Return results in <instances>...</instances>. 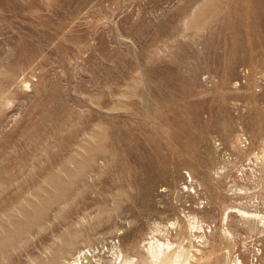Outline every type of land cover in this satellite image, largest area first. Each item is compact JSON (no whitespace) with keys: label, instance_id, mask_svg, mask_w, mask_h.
<instances>
[{"label":"rangeland","instance_id":"1","mask_svg":"<svg viewBox=\"0 0 264 264\" xmlns=\"http://www.w3.org/2000/svg\"><path fill=\"white\" fill-rule=\"evenodd\" d=\"M0 264H264V0H0Z\"/></svg>","mask_w":264,"mask_h":264}]
</instances>
